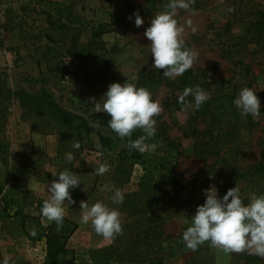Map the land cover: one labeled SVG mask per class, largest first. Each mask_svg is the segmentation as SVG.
Listing matches in <instances>:
<instances>
[{
    "label": "rangeland",
    "instance_id": "374dc122",
    "mask_svg": "<svg viewBox=\"0 0 264 264\" xmlns=\"http://www.w3.org/2000/svg\"><path fill=\"white\" fill-rule=\"evenodd\" d=\"M166 1L159 0L161 8ZM240 1L206 0L197 7L193 2L189 10H177L175 19L183 28L180 38L197 53L191 70L207 82L212 78L245 82L234 75L220 51L228 37L223 28L231 21V12H237V6L246 12L250 7ZM249 2L264 6V0ZM163 11L152 9L150 0H0V172L11 174L8 194L20 205L0 204V264H5L4 256L7 264H59L60 260L44 257L39 243L44 239L36 238L53 223L43 225L47 220L41 208L50 198L48 185L64 170L81 181L70 189L75 203L62 223L69 231L65 247L72 252L65 259L73 258L78 264H247L249 256L252 264H264L259 256L225 254L208 242L191 251L182 241L197 206L205 201L204 191L215 186L222 197L218 182L228 178L230 171L219 170L216 164L207 175L206 165L191 152L193 137H184L181 130L191 112L189 104L178 110L170 105L178 92L165 83L174 78L152 67L150 41L144 32ZM134 13L144 20L139 28ZM91 29L96 38L89 41ZM238 32L234 26L232 33ZM252 60L255 77L247 78L240 90L256 91L261 114L252 117L253 131L240 137L243 167L259 161L264 147V55ZM148 72L160 78V84L148 91L162 110L154 117L156 135L145 141L149 149L140 153L129 151L108 126L99 125V120L107 122L110 117L97 113L90 98L99 101L112 83L137 85L141 74ZM19 91L45 96L41 104L27 103L16 94ZM47 99L83 118L96 132L78 128L77 120L72 124L59 120L48 109ZM141 135L137 129L131 140ZM77 142L80 148L74 149ZM68 152L75 157L72 163L66 161ZM100 164L109 166L104 175L96 174ZM105 185L122 191V205L111 203V193L102 190ZM235 186L245 204L251 194H264L263 179L239 181ZM4 197L1 185L0 200ZM81 201L117 208L122 234L107 240L90 224L81 223ZM14 209L20 215L17 222L12 220ZM4 232L13 244L3 238Z\"/></svg>",
    "mask_w": 264,
    "mask_h": 264
},
{
    "label": "clouds",
    "instance_id": "9594fccd",
    "mask_svg": "<svg viewBox=\"0 0 264 264\" xmlns=\"http://www.w3.org/2000/svg\"><path fill=\"white\" fill-rule=\"evenodd\" d=\"M193 2L194 0H169L166 10L155 15L144 32V36L150 41L152 67L163 70V76L166 78L183 75L191 69L197 59V53L187 49L184 40L180 38L183 28L178 26L175 19L178 9L189 10ZM134 17L135 26L141 27L144 24L143 18L138 13H134ZM190 95L193 100L188 104L195 110H199L208 99L207 93L196 86L186 88L179 97V102L184 103L185 98ZM90 102L97 113H106L110 117L107 121L108 127L120 139L128 138L129 151L144 153L149 149L150 146L145 141L156 135L157 122L154 117L158 116L162 109L147 89L138 88L128 81L123 84L112 83L99 101L93 97ZM233 104L241 117L258 118L261 114V103L253 89L242 88ZM137 129L141 130L143 135L131 140L133 132ZM73 148L79 149L80 144H73ZM65 158L68 163L75 159L72 152L66 153ZM108 171L107 164H100L96 174L104 175ZM56 176L58 179L48 185L50 198L44 201L41 215L59 227L63 223L66 207L75 203L70 189L79 187L81 181L68 170L61 171ZM102 190L111 193L110 200L113 205L123 204L124 194L121 190L112 185H105ZM204 196V203L197 206L190 219V226L182 233L186 248L196 251L199 246L208 242L210 246L225 254L247 252L249 255L264 258V194H251L249 202L245 204L239 187L228 189L226 194L220 197L217 188L210 186L204 191ZM79 207L81 223L90 224L97 235L111 240L122 234L123 228L117 208H110L99 201L92 205L81 201Z\"/></svg>",
    "mask_w": 264,
    "mask_h": 264
},
{
    "label": "trees",
    "instance_id": "16d2710c",
    "mask_svg": "<svg viewBox=\"0 0 264 264\" xmlns=\"http://www.w3.org/2000/svg\"><path fill=\"white\" fill-rule=\"evenodd\" d=\"M200 1L204 2L206 0H194L195 7L200 5ZM240 2L250 3V7L246 12L237 6L235 7L237 12L235 10L231 12L232 19L223 28L228 37L224 43L222 42L220 51L221 56L229 60L233 67L234 75L244 79L246 82L247 78L255 77L252 72L253 57L255 55H264V6H260L256 2H249V0H241ZM168 3L169 0L164 2L161 8L159 0H150V7L152 9L166 10ZM234 26L239 28L237 34L232 33ZM95 38L96 33L94 29H91L89 41ZM185 47L188 48L187 43H185ZM168 81L165 83L166 86L172 91L178 92V95L173 96V104H170L174 105L177 110L193 100L190 95L185 98L184 103L179 102V97L186 88L199 86L208 95L207 101L199 110L190 107L191 112L188 115L187 124L182 126L181 130L184 137H193L194 142L191 152L195 158L200 159L206 165L207 175H210L211 171L216 169L213 167L216 164H220L219 170L225 168L230 171L228 178L218 182L219 194L223 196L228 189L234 187L239 181L264 180V147L261 150L259 161L246 167H243L239 162L244 150V147L240 146V137L242 139L244 132H252L256 125L252 116L241 117L233 104V100L237 97L241 86L245 82L242 84L240 82L232 83V79L215 80L214 78L207 82L191 69L187 70L183 75ZM217 82L220 84L217 85ZM251 82L250 80L247 84L249 85ZM158 84H160L159 76L155 72H148L141 74L136 86L153 90ZM212 84L213 86L211 87ZM16 94H21L23 101L36 104H41L45 96L43 92L37 96H31L23 91H19ZM48 101L45 102L48 105V109L53 111L62 122L72 124L74 120H77L81 122L78 128L85 129L88 132L95 131L83 118L64 111L51 100ZM98 122L101 126H108L107 122L103 120ZM112 133L114 134V132ZM119 140L125 141L126 144L129 142L128 138L123 140L119 138ZM209 160H213L211 165L206 164V161ZM68 233L69 231H67L65 226L61 225L58 227L53 222L44 234L36 238L37 241L44 239L46 259L51 261L60 260L59 264H78L73 258L65 259L66 255L72 254L65 247ZM245 258L247 259V264H252V257L246 256Z\"/></svg>",
    "mask_w": 264,
    "mask_h": 264
},
{
    "label": "crops",
    "instance_id": "0c3cea01",
    "mask_svg": "<svg viewBox=\"0 0 264 264\" xmlns=\"http://www.w3.org/2000/svg\"><path fill=\"white\" fill-rule=\"evenodd\" d=\"M9 175H11L10 173H9V171H7V172H5V171H3V172H0V181H1V183H0V186L2 185V189H3V195L5 196L4 197V201H2V200H0V204L1 203H4V205H7V203H5L6 201H8L9 203H8V205L9 206H15V207H19L20 205H18V201H17V198L16 197H14V196H11V195H9L8 194V192H9V190H10V188L13 186V184H11L12 182H11V180H10V178H9ZM16 184V183H15ZM14 184V185H15ZM10 187V188H9ZM7 198V199H6ZM65 203L67 204V201H65ZM18 209H14L13 211V215H14V217H13V221H16L17 222V220H18V218H20V215H18V212H16ZM68 210H70V212L73 210V209H71V205H69V207H66V213L68 212ZM42 223H43V225H45V226H47V225H49L51 222H43L42 221ZM18 236V235H17ZM3 238L5 239V240H8L9 242H10V244H13L14 243V240L12 239V237L9 235L8 236V234L6 233V232H4V236H3ZM8 241H6L5 242V245H9V242ZM40 243V245H41V250H42V252H43V255H44V257H45V243L43 242V241H41V242H39ZM7 249H8V247L6 248V253L5 254H7ZM5 257V262H7V257L6 256H4Z\"/></svg>",
    "mask_w": 264,
    "mask_h": 264
}]
</instances>
